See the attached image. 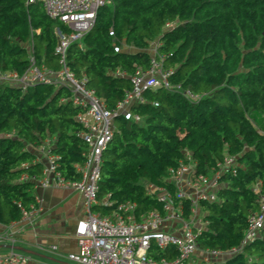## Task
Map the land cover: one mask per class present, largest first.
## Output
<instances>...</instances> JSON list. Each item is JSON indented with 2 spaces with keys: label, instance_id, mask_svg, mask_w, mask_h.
Returning <instances> with one entry per match:
<instances>
[{
  "label": "trees",
  "instance_id": "16d2710c",
  "mask_svg": "<svg viewBox=\"0 0 264 264\" xmlns=\"http://www.w3.org/2000/svg\"><path fill=\"white\" fill-rule=\"evenodd\" d=\"M26 1L0 0V69L22 72L31 49L37 64L57 70L55 28L63 27L45 15L40 2ZM155 40L161 42L164 67L172 70L170 82L180 89L145 91V101L129 108L140 116L137 122L123 114L114 118L98 183L97 200L103 203L92 211L111 213L129 201L138 220L162 207L146 184L174 194L167 170L186 153L194 172L206 175L232 157L231 169L218 179L219 201L200 203L206 225L197 246L237 249L222 264H264V227L240 244L248 216L258 209L254 185L259 182L264 192V0H108L82 48L77 43L68 48L67 65L112 110L136 68L148 66L147 49ZM186 90L198 98L188 99ZM69 96L51 84L26 90L0 84V224L18 221L19 206L35 203L33 182L19 178L40 175L37 148L46 140L63 177L79 178L74 165L83 163L86 145L77 136L82 127L75 116L81 109ZM182 205L189 218L188 202ZM169 252L154 248L150 255L173 258Z\"/></svg>",
  "mask_w": 264,
  "mask_h": 264
},
{
  "label": "built area",
  "instance_id": "2783aa9c",
  "mask_svg": "<svg viewBox=\"0 0 264 264\" xmlns=\"http://www.w3.org/2000/svg\"><path fill=\"white\" fill-rule=\"evenodd\" d=\"M108 0H27V3L40 2L45 15L64 28H55L57 42L54 47L59 68L53 70L35 62L31 49L28 52V66L22 72L0 69V84L16 86L26 90L34 84H51L63 87L69 92V100L81 111L75 116L82 129L77 136L86 145L83 163L75 164L74 169L79 174L76 180L63 177L57 168L58 157L51 153L48 140L37 148L38 157L44 158L45 163L39 176L22 174L21 181H32L34 186L60 187L73 190L81 194L86 211L85 217L78 220L75 227L77 249L66 254L72 264H184L198 249L196 237L205 227L202 201H219L216 192L222 183L219 176L231 169L233 158L227 157L217 164L209 175L194 172V163L186 153L185 160H179L175 167L167 170V179L175 186L174 194L163 187L146 184L148 194L161 202V211L150 210L138 220L135 219L136 205L133 202H122L109 215L92 211L97 203L98 183L101 177L102 153L108 146L114 132V118L123 114L139 121L138 114H130L129 108L133 103H143V93L147 90L164 88L179 90L180 86L169 80L172 70L163 65L164 56L160 54L161 42L155 40L149 43L148 66L145 69L136 68L130 76V88L125 91L123 98L110 110L97 97L94 90L87 86L85 77H76L67 65V50L77 43L82 48L83 36L92 28L96 13ZM172 23H166L165 28H172ZM38 33L39 30H36ZM123 76V71H116ZM190 100L198 98L194 93L184 91ZM62 101H64L62 99ZM235 173L234 170H232ZM186 189L190 190L187 192ZM254 192L258 194V209L247 219L241 246L254 239L264 227V192L260 190V183L254 185ZM189 206V218L183 214L182 201ZM19 222H29L40 211L37 202L28 208L19 206ZM198 209L202 210V217L196 220ZM195 220L197 222H195ZM175 222L178 232L164 229L166 223ZM195 223V224H194ZM13 240L11 241V244ZM160 252L170 250L173 258L161 257L156 260L150 255L151 249ZM49 249L56 251V245ZM237 249L226 252L204 250L207 256L217 257ZM31 257L27 253L15 249L0 254V264H30ZM52 264V263H40ZM209 264V260L207 262Z\"/></svg>",
  "mask_w": 264,
  "mask_h": 264
},
{
  "label": "crops",
  "instance_id": "0c3cea01",
  "mask_svg": "<svg viewBox=\"0 0 264 264\" xmlns=\"http://www.w3.org/2000/svg\"><path fill=\"white\" fill-rule=\"evenodd\" d=\"M40 161L45 163L44 158H40ZM186 191L190 192L188 189ZM33 196L40 211L31 221L0 224V254L16 246L33 252L27 253L31 257L30 264H72L67 260L66 254L76 251L75 227L78 220L86 215L81 194L60 187L34 186ZM101 203L103 202L97 200L95 205ZM109 214L111 213H105ZM164 229L178 232L175 222L166 223ZM50 245H56L57 250H50ZM226 255L209 257L204 250L198 248L184 264H207L208 260H218L222 264Z\"/></svg>",
  "mask_w": 264,
  "mask_h": 264
},
{
  "label": "water",
  "instance_id": "95a60500",
  "mask_svg": "<svg viewBox=\"0 0 264 264\" xmlns=\"http://www.w3.org/2000/svg\"><path fill=\"white\" fill-rule=\"evenodd\" d=\"M10 247V246H9ZM12 249H15V250H18V251H22V252H24V253H33V252H31V251H29V250H27V249H24V248H22V247H16V246H12L11 247Z\"/></svg>",
  "mask_w": 264,
  "mask_h": 264
},
{
  "label": "rangeland",
  "instance_id": "374dc122",
  "mask_svg": "<svg viewBox=\"0 0 264 264\" xmlns=\"http://www.w3.org/2000/svg\"><path fill=\"white\" fill-rule=\"evenodd\" d=\"M202 210H200V209H198V211H197V213H196V215H197V218H196V220H200V218H201V216H202ZM196 220H195V222H196ZM188 263V262H187Z\"/></svg>",
  "mask_w": 264,
  "mask_h": 264
}]
</instances>
